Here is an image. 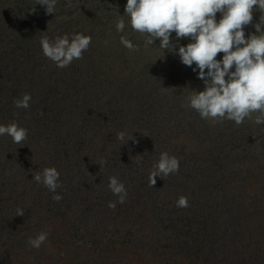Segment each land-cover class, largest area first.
<instances>
[{
    "label": "trees",
    "instance_id": "trees-1",
    "mask_svg": "<svg viewBox=\"0 0 264 264\" xmlns=\"http://www.w3.org/2000/svg\"><path fill=\"white\" fill-rule=\"evenodd\" d=\"M71 1L68 9H76V1ZM126 2L120 0L119 6L107 0L80 2L78 11L84 16L80 18L83 24L80 22L78 29H71L70 33L73 30V33L90 35L92 44L83 54V59L73 61L67 68L58 69L46 59L40 43L36 45L35 55L15 47L9 46L6 51L1 48V62H7L5 53L9 57L11 52L14 53L17 58L14 74L26 79L25 83H36L43 88L38 96H31L29 109H17L14 100L20 98L16 93H22L21 87L19 89L15 87L17 83L8 84L0 79L3 82L0 85V124L16 122L28 129V138L23 145L12 143L10 137H0V151L7 144L0 161V234L6 230L13 231V236L20 237L13 239L18 245H22L25 232L35 237L44 230L50 233L45 245L61 241L67 244L69 241L72 246H78L80 241H84L100 247L106 239L117 238L123 228L133 232L138 219L141 222L149 214L153 215V229L159 223H172L165 224L167 226L161 230L176 235L189 247L192 237L187 236L194 229L190 225L184 226L186 230L180 229L177 223L184 225L195 220L198 239L191 246L200 248L205 237L199 236L207 231L199 224L207 215L208 202L205 204V199L211 194L210 189L221 183L225 171L232 175L230 184L237 183L240 167L248 165V174L255 172L259 165L256 162L260 160L258 149L263 146L257 143V139H249L245 142L247 145L242 144L243 124L237 126L226 120L210 126L194 110L181 106L194 90H203V82L192 68L180 62L177 55L174 54V61L167 62L172 57L171 48L166 53L157 47L159 41L156 45L145 46L147 37L131 29L127 16L121 17ZM40 6L37 0H0V40L7 32L15 33L16 37L20 36L18 39L27 42L31 36L39 33L43 37L46 31L54 28L56 21L52 24L50 16L37 15L36 20L33 19L32 14ZM87 6L93 7L94 12ZM107 14H118L119 18L111 21V25ZM258 17L259 12H256L254 19L258 20ZM121 18L126 24L123 33L115 28L116 21ZM252 29L248 26L246 35ZM122 35L133 38L135 41L132 42L139 46V51L129 52L124 48L120 43ZM138 35L145 37L144 42L138 41ZM104 41H108L107 45ZM188 42L179 41L181 45ZM32 55L40 56L39 65ZM47 75H51L47 78L49 82L45 80ZM109 77L113 79L109 81ZM54 94L55 97L50 98ZM48 100H51L49 107L38 109L37 104ZM7 108L19 116L10 115V120L6 121ZM108 111L111 116L106 115ZM150 114L154 118H150ZM32 116H36L37 129L25 125ZM168 117L190 130L196 142L192 143V148L196 146L194 152L187 153L185 147L175 145L169 137L164 138L166 131L156 126L154 120L159 123ZM79 123L85 129H81ZM66 127L69 129L65 130ZM121 131L125 132L124 140L117 139V133ZM53 136L59 137L55 143ZM130 136L138 142L128 141ZM206 145L214 147L205 148ZM163 151L180 160V169L164 180L157 177L156 184L151 187L148 175ZM138 159H141L140 164L136 163ZM248 159L252 161L247 163ZM45 167H55L61 174L63 187L57 192L63 199L59 202L51 198L53 193L32 180L33 175ZM214 174L219 176L212 177ZM110 176H117L128 191L125 203L117 204L115 209L108 207L109 201L117 199L107 188ZM167 192L174 194L167 197ZM219 193L216 196L213 192L210 199H221ZM162 195L164 201L168 198L167 202L154 201ZM181 195L188 198L189 207H176V200ZM17 208L24 209V216H16ZM42 211L48 215L46 223L41 221ZM56 224L60 225V238L54 231Z\"/></svg>",
    "mask_w": 264,
    "mask_h": 264
},
{
    "label": "clouds",
    "instance_id": "clouds-1",
    "mask_svg": "<svg viewBox=\"0 0 264 264\" xmlns=\"http://www.w3.org/2000/svg\"><path fill=\"white\" fill-rule=\"evenodd\" d=\"M56 4L57 0H37V5L45 6L46 15L54 13ZM257 9L259 17L254 22ZM124 16L129 18L134 32L147 37L145 46L156 45L159 41L157 47L160 49L171 48L180 62L192 68L203 82V90H194L185 98L182 107L194 110L210 126L226 120L239 126L253 114H256L254 123L264 125V0H127L121 17ZM248 26L255 31L246 35ZM125 27L123 18L116 21L117 32L123 33ZM182 39L189 42L181 45ZM104 43L107 45L108 41ZM120 43L129 52L139 51V46L123 35ZM91 44L92 37L82 32L40 40L43 56L58 69L83 59ZM31 99L30 93H24L14 100V107L29 109ZM5 136L10 137L12 143L23 145L28 129L16 122L0 124V137ZM117 139L124 140L125 132H118ZM129 140L138 142L134 136ZM141 159L136 163L140 164ZM179 169L180 160L176 156L161 152L149 172V186L156 184L157 177L164 180L177 174ZM60 175L55 167H45L33 175L32 180L53 193L51 198L59 202L63 199L57 192L63 187ZM107 188L117 197L109 201V208L115 209L117 204L125 203L128 191L117 176L109 177ZM176 207H189L188 198L178 197ZM24 214V209H16V216ZM49 234L41 230L35 237H29V248L39 249L48 241Z\"/></svg>",
    "mask_w": 264,
    "mask_h": 264
},
{
    "label": "rangeland",
    "instance_id": "rangeland-1",
    "mask_svg": "<svg viewBox=\"0 0 264 264\" xmlns=\"http://www.w3.org/2000/svg\"><path fill=\"white\" fill-rule=\"evenodd\" d=\"M75 1L76 9H68V7H70L69 0H57L53 14L46 15L45 10H43L45 9L44 6H40L41 8L35 12V14H32L34 20H36L37 15L40 17L44 15L50 16L52 24L56 21V26L46 31L43 37L54 40L57 36H63L65 34L70 36L73 34V30L70 33L71 29H78L80 22L83 24L81 19L84 16L78 11L79 4L82 0ZM107 1L116 6L120 4V0ZM86 8H91V11L94 12L93 7L87 6ZM256 11L258 12L259 10L257 9ZM106 16L108 23L111 25V21L119 18L118 14H107ZM255 21L254 19V22ZM254 31L255 29L253 28L252 32ZM19 37L20 36L16 37L15 33H4L3 38L0 40V56L3 54L1 48L3 47V50L6 51V48L9 46L15 47L18 50L27 51V53L32 52L35 55L36 45L40 43L42 36L37 33L35 36H31V38H29L30 40L28 39L27 42L24 39H18ZM144 40L145 37L138 35V41L144 42ZM132 41L135 40L132 38ZM165 52L167 53V51ZM5 55H7V62L0 61V76L2 77L0 79L8 84L17 83L15 87L19 88L20 86L22 91V93H16L20 94V98L24 93H30L31 96H38L42 91L41 89H43L42 86L40 88L39 84L36 83H29V85L28 82H24L27 81L26 79L15 75L13 66L17 58L12 52L10 53L11 57H9L8 53H5ZM171 56L172 57L167 62L175 60L173 53ZM33 59L37 64L38 62L40 63V56H34ZM20 65H22V63H20ZM39 68L42 70L41 66H39ZM111 75L115 78L117 77L115 74ZM50 76L51 75H47L45 80ZM10 77L18 79L11 80L9 79ZM113 77H109L108 80L111 81ZM47 80L48 82L50 81L49 79ZM2 83L3 82H0V85ZM18 83L21 85H18ZM53 97H55V94L50 98ZM49 102H51V100L37 104L39 106L38 109L44 110L43 108L49 107ZM5 115L8 118L6 121L10 120V115L19 116L18 113L12 112L11 108L5 110ZM106 115L111 116V113L108 111ZM144 115L149 116L146 113ZM255 115L256 114H253L251 119H246L245 123L242 125V136H244V142H242V144L247 145L245 142L249 139L254 141L257 139V143L259 142L261 146H263H259L258 149L260 160L256 162L259 163V165L256 167L255 172L251 171L248 174L246 172L248 170V165L244 168L240 167L237 170V174H239L238 178H236L235 175L233 176V178L238 179L237 183L230 184L232 175L226 174L228 171H225L221 176V183H217L216 186L210 189V193L216 192V196L217 193L220 192L221 199H210L211 194L205 199V204L208 202L206 207L207 215L203 223L199 224L202 227H206L204 231H207L199 236L205 237V241L204 238L203 240L200 239L204 241V243L200 245L203 247L192 248L191 246V244H194L198 239L195 220L193 221L194 223L187 222L184 225L180 222L177 223V227L180 229H184V226L189 227V225L194 229V231L187 236L192 237V243L189 247V244L186 246L182 240H178L176 235L161 230L162 227L167 226L165 224L173 225L172 223H159L157 228L153 229V215L147 214L144 217L145 219H142L141 222H139V219L136 217L138 223L134 226L133 232H127V230L123 228V232L118 234L117 238L106 239V243H103L100 247L94 245L93 242L87 244L84 241H80L78 246H72L73 244L69 241H67V244L61 241L58 244L52 243L50 245H45L46 243H44L39 249H30L27 244L30 235L27 232L22 235V245H18L14 240L20 239V237L16 235L13 236V231L6 230L0 234V264H264V125H256L254 123ZM150 118H154V116L150 114ZM29 119L30 120H28L25 125L37 129L38 124L36 116L29 117ZM154 121L156 126L166 131L164 138L169 137L175 145L185 147L187 153L194 152L196 146L192 148V143L196 144V142L189 129H185L176 124L172 117H168L159 123L157 120ZM144 122L145 121H143V123ZM54 125L56 126L58 124ZM175 125H177V127ZM78 126L81 129H85L82 123H79ZM80 128H78L77 131H79ZM68 129V127L65 128V130ZM146 130L148 129L146 128ZM60 132L62 133L59 129V133ZM58 138V136L52 137L54 143ZM209 147L214 146L206 145L205 148ZM6 148L7 144H4L2 150ZM64 149L66 148L64 147ZM2 150L0 151V161L4 155ZM56 156L57 155H55V157ZM251 161V159H248L247 163ZM243 164H245V162ZM216 176L219 175L214 174L212 177ZM178 177H180V175H178ZM191 181L190 179V183ZM180 182L185 181L180 180ZM174 192L177 193V191ZM173 194L174 193L167 192L166 196H173ZM155 200L165 203L168 198L164 201L162 195L161 197L158 196V198H155L154 201ZM42 212H44V214L43 217H41V221L46 223L48 215L45 213L46 211ZM56 225L57 229L54 231L57 237L60 238V227H58L60 225ZM132 233L134 236H132ZM182 238L188 239L185 237ZM209 241L213 242L209 243Z\"/></svg>",
    "mask_w": 264,
    "mask_h": 264
}]
</instances>
